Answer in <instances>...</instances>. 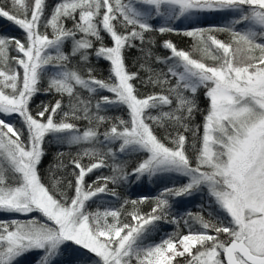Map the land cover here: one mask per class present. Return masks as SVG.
Instances as JSON below:
<instances>
[{"label": "snow or ice", "instance_id": "snow-or-ice-1", "mask_svg": "<svg viewBox=\"0 0 264 264\" xmlns=\"http://www.w3.org/2000/svg\"><path fill=\"white\" fill-rule=\"evenodd\" d=\"M203 11L234 15L223 27L184 32L197 40L199 59L164 41L171 56L156 59L168 64L167 72L155 73L141 65L150 73L142 83L161 91L140 96L133 83L139 73L128 70L126 50L136 47L134 41L143 43L145 33L176 31L167 23L154 28L149 23L153 15L171 21ZM0 18L24 34L23 40L0 35V117L16 116L21 124L18 128L0 118V213L30 217L0 221V264H17L33 251L42 253L37 264H56L67 242L93 254L94 264H176L177 258L186 264H264V0H57L50 12L47 0H0ZM238 25L243 27L238 30ZM214 32H228L230 40L222 41ZM13 48L22 55L9 56ZM93 56L109 63L108 79L96 77L91 67L81 70L79 65L86 66ZM200 88L209 105L197 142L199 126L190 128L188 122L200 110ZM101 90L112 95L96 98ZM40 92L59 98L42 102L33 114L30 103ZM112 105L126 106L130 119L117 117L118 123L101 132V125L111 118L100 113ZM152 109L158 115H151ZM81 120L88 123L83 130L77 123ZM148 121L160 127L167 122L177 129L166 137L171 147ZM188 131L193 132L194 159L187 154ZM49 135L78 148L69 160L71 196L59 190V178L49 188L38 173ZM116 142L121 153L148 154L131 173L137 178L177 173L188 182L166 188L147 214L136 210L147 198L132 200L130 222L120 220L119 209L89 211L87 203L97 195H117L109 182L128 175L113 165L111 177L86 182L88 174L106 166L108 156H115L107 145ZM85 158L89 163H83ZM55 167L65 165L61 161ZM203 187L225 218L190 213L189 219L202 230L189 226L187 234L145 244L156 223L168 220V196L191 195ZM171 222L177 223L174 218Z\"/></svg>", "mask_w": 264, "mask_h": 264}, {"label": "trees", "instance_id": "trees-1", "mask_svg": "<svg viewBox=\"0 0 264 264\" xmlns=\"http://www.w3.org/2000/svg\"><path fill=\"white\" fill-rule=\"evenodd\" d=\"M56 2L57 0H47L48 12L51 11V8ZM8 6L10 7L11 5L9 4ZM47 14L48 13L46 12L45 15L47 16ZM233 15V13L226 11H203L171 21H167L163 17H155L153 15V18L149 21V23H151L154 28L158 29L160 26L167 23L168 27L174 28L176 31L164 34H160L158 31L145 33V39L143 43L139 40L134 41L136 47L126 50L125 58L128 70L130 72L139 73V79L133 82L137 88L138 94L140 96H145L153 92L161 91L160 87H153L150 84L145 85L142 83V81L147 79L150 73L145 69H142L141 65L143 64L146 67H151L155 73L167 72L168 64L158 62L156 59L158 56L161 58L171 56L170 50L163 47L164 41H171L178 49L188 51L193 55L194 58L199 59L201 54L197 51V40L193 37L184 35V32L200 28L207 29L212 27H223L231 22ZM67 26L71 27V21L67 22ZM242 27L243 25H238L237 29L239 30ZM41 31H44V29L42 28ZM48 33L51 35V29L48 30ZM213 34L222 41L230 40V34L228 32H214ZM0 35L16 37L20 38L21 40L24 38L22 30H20L12 22L7 21L5 18H0ZM105 43L109 45L111 43L110 39L106 35ZM69 49L70 42L66 43L65 45V51L67 52ZM17 55L22 54H18L14 48L9 53V56ZM206 62L211 63L210 60ZM169 63H171V61H169ZM9 64L15 66L11 60H9ZM72 64L76 65L77 60L73 59ZM79 66L84 72H86L87 67H91L94 71V75L100 79H108L110 75L109 63L103 59H98L95 56L90 59L86 66L82 63ZM170 82L175 84V79L172 78ZM46 84L47 75H45L44 79L42 80L41 87H45ZM204 93V88H200L198 90L196 94V100L200 110L195 112L194 118L188 122L190 128L195 129L197 126H199V132L196 136L197 142L203 135V120L209 105V101ZM104 95L111 96L110 93L101 90L96 94V98ZM84 96L87 98L88 94L84 92ZM57 98L59 97H57L55 94H44L43 92L38 93L33 97L30 103L33 114H35V112L38 110V105H40L42 102H54V100ZM64 103L67 104V97L64 98ZM94 103L95 100H93V104ZM164 110L167 111L168 109L165 108ZM100 114L111 118L110 122L101 125V132H104L107 128H109L112 123H118L115 118L119 117L120 119L128 120L129 115L126 106L123 105H112L110 107H106L101 111ZM150 114L158 115V110L152 109L150 110ZM0 118L10 119V122L14 123L18 128L21 127L20 120L16 116H12L11 118ZM57 119H59V117H57ZM77 123L79 124L81 130L88 126L87 121L81 120ZM148 123L152 125L157 137L167 146L171 147L172 145L170 140L166 137H168L169 133L175 135L177 129L167 122L165 123L164 127L152 124L151 121H148ZM178 130L183 132L182 128ZM184 134L187 136V154L190 158L194 159L195 150L192 148L193 132L188 131ZM107 146L113 148L115 156H108L106 166L96 169L92 173L88 174L86 177V182L92 183L93 181H96L97 177H111L114 175L112 170L113 165H119L123 172L127 173L128 175L125 179L118 180L116 183L109 182L108 188L110 190L115 189L117 195H97L87 203V209L89 211L94 212L97 209H102V207L119 209L122 212L120 220L122 222H130L128 213L133 211V205L131 204L132 200L147 198L144 203L138 204L136 206V210L147 214L150 212V209L155 206V199L162 193H159L160 191H164L166 188L179 187L185 183V178L181 176V179H179V176L176 173H160L151 177L148 175H143L137 178L131 173L133 172V169L139 165V163L146 159V153L137 151L121 153L119 151V142L109 144ZM197 146L199 145L197 144ZM43 149L45 154L42 157L41 163L38 165V173L41 177L42 183L51 188L53 179L59 178L61 180L60 185H58L59 190L66 192L68 196L73 195V190L67 188L68 181H74V177L71 175L73 169L69 164V160L71 159V156L78 151V148L75 146L70 147L66 144L60 143L54 136L49 135L45 139ZM60 152L64 153L62 157L57 156V154ZM61 161L65 167L62 169L55 167ZM83 163L87 164L89 163V160L85 158ZM99 183L103 184L104 181L101 180ZM203 197H206L205 193L201 195V197L200 195L198 197V193H194L192 198H185L184 196H168L167 199L169 200L170 204L167 213L168 220H162L156 223L155 227L149 231L148 236L145 239V244L151 245L158 243L160 239L163 238V236L170 234L178 227L179 232L186 234L190 231V227L192 231L202 230L199 224H197L194 220L189 219L190 213L193 216L200 214L205 219H223L226 217V214L219 209L211 197L207 198L208 205L205 206L201 202L203 201ZM125 201H128V203L125 204ZM122 205L123 208H121ZM180 214H183L184 216H179ZM31 215L36 216L41 220L44 219L39 213H33ZM29 218L30 217L23 216L21 214L0 213V221H10L11 219L26 220ZM173 218L177 221V223L171 222ZM185 220H188L187 225L185 224ZM41 255L42 253L39 251L30 252L19 258L17 264H37V261ZM95 259L96 258L93 254L87 253L86 250L81 249L79 246L74 245L71 242H67L63 248L62 254L56 258V264H84L85 261H87L88 264H94ZM184 262V258H177L176 264H183Z\"/></svg>", "mask_w": 264, "mask_h": 264}, {"label": "rangeland", "instance_id": "rangeland-1", "mask_svg": "<svg viewBox=\"0 0 264 264\" xmlns=\"http://www.w3.org/2000/svg\"><path fill=\"white\" fill-rule=\"evenodd\" d=\"M110 95H112L111 93H110ZM130 119V117H129V115H128V120ZM126 152H134V151H126ZM146 153V152H145ZM147 153H146V158H147ZM177 174V173H176ZM178 176H179V179H181V175H179L178 174ZM183 178H185V183H187L188 182V178L187 177H184V176H182ZM161 192H163V190L162 191H160L159 193H161ZM194 193H198V197H199V195H200V197H201V195H203L204 193H205V195H206V197L204 198H202L203 199V201H201L205 206H207L208 205V199L207 198H209V197H211L210 195H209V193H208V190H207V188L206 187H203V188H201V189H199V190H196V191H194V192H192V194L191 195H185L184 197L185 198H189V197H193V195H194ZM212 198V197H211ZM213 199V198H212ZM214 200V199H213ZM105 209H112V208H105V207H102V209H99V210H101V211H103V210H105ZM179 216H184L183 214H180ZM173 234H178V235H183V234H186V233H182V232H179V227L176 229V230H174L173 232H171L170 234H168V235H165V236H163V238H161L160 239V241L158 242V243H160L163 239H165V238H167L168 236H170V235H173ZM156 244V243H155ZM183 264H186L185 262L183 263Z\"/></svg>", "mask_w": 264, "mask_h": 264}]
</instances>
